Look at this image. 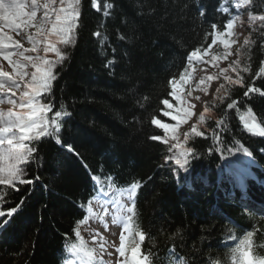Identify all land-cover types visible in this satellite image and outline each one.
<instances>
[{
	"label": "trees",
	"instance_id": "1",
	"mask_svg": "<svg viewBox=\"0 0 264 264\" xmlns=\"http://www.w3.org/2000/svg\"><path fill=\"white\" fill-rule=\"evenodd\" d=\"M105 2L113 4L110 17L104 15ZM239 2L98 0L95 6V0H81L75 41L63 49L68 59L56 66L54 109L47 114L51 119L56 110H63L60 105L71 113L64 118L60 139L74 151L53 138L24 142L36 146L40 163L21 165L31 184L0 185V210L18 209L11 217H0L9 221L0 229V264H65L72 254L88 264L87 256L71 251L79 243L75 231L84 224L80 221L86 220L88 202L101 183L110 182L121 191L132 183L139 185L126 246L144 232L141 251H151V264H174L176 256L188 264H237L231 250L248 232L252 237L247 250L253 259H264V215L252 202L264 203V136L259 134L264 131V96L245 97L244 88L227 85L221 77L216 90L226 85L227 92L215 91L204 105L210 110L202 111L205 121L194 126L204 135L190 132L179 147L164 143L166 132L152 123L166 121L163 101L172 99L171 80L179 79L188 67L191 51L212 46L215 37L210 33L219 28L211 25H226L239 12ZM254 4L243 7L249 23L235 59L243 60L241 68H249L241 73L245 83L264 92L259 75L264 67V21L251 19L264 15V0ZM245 40L255 44L245 45ZM223 95H230L236 107L227 109L230 100L221 102ZM44 96L40 100L47 103ZM247 111L258 123L254 132L243 123ZM221 119L229 131L217 127ZM233 141L251 155L236 151ZM224 145L234 154L214 150ZM186 148L196 155L185 169L175 160ZM251 172L261 178L260 184Z\"/></svg>",
	"mask_w": 264,
	"mask_h": 264
},
{
	"label": "snow or ice",
	"instance_id": "2",
	"mask_svg": "<svg viewBox=\"0 0 264 264\" xmlns=\"http://www.w3.org/2000/svg\"><path fill=\"white\" fill-rule=\"evenodd\" d=\"M81 0H71V2L65 4V0H45L43 4L39 3V0H0V20L4 22V26L0 27V56L12 66V70L5 71L0 68V93L12 95L7 98L6 103L10 105L7 111L0 110V146H7L2 153H0V158H2L6 163L4 167H0V185H8L12 188L16 187V182L20 184H31L33 181L30 179H24L26 175V169L21 167V165L28 164H39L40 158L37 153V148L35 145L29 146L24 143L25 141H35L39 142L43 138H53L55 143L66 147L68 151H74L71 145H64L60 139L61 130L63 127L64 118L71 115L63 105L60 108L63 110H56L51 119L48 118L47 114L53 112L54 104L52 103L54 97L52 95L53 83L57 80L58 74L55 71L57 64H62L68 59L67 53H62L57 47V43L68 46L73 43L72 34L79 26V20L81 16L80 12ZM237 7L246 6L248 8L255 7L254 0H240ZM105 11L104 15L110 17L112 15L111 11L113 9V4L110 2H105L103 5ZM142 7V5H141ZM43 9L42 16L38 19L37 12ZM25 9H28L25 11ZM225 13H229V8L225 7L223 9ZM204 15L203 12L200 13ZM253 21L260 20L264 21V15L251 17ZM235 20L228 19L226 25L222 22L214 23L211 25V29L218 31H213L210 33L215 37L212 40V45L217 42L223 45L225 52L219 53L217 55H210L211 46H206L203 49L196 48L191 51V56L188 57L189 67L184 68L183 74L179 75V83L182 85L190 79V68L193 61H199L202 63L211 62L213 66H216V61L219 59H228L229 56L240 55L239 53L231 52V46L236 43L235 40L230 41L228 37L234 35L233 29ZM122 23L127 24V18H122ZM10 29L14 33L26 34V39L31 44V48L24 49L20 40L14 39L12 35H9L4 31V28ZM227 29L225 31L224 29ZM29 29L35 30V35L29 32ZM23 30V32H22ZM95 35L99 36L100 32H96ZM55 37L56 39H51ZM47 38V39H45ZM125 37L120 36L119 39L123 40ZM260 41L264 42V32L260 34ZM245 45H253L255 41L245 40ZM40 44H46L43 48V52H53L57 59L55 61L49 60L45 56L37 55H26V52L38 53V46ZM260 47L264 48V43L260 44ZM115 51V49H113ZM15 57V59H14ZM208 57V60H205ZM249 59L251 56L249 55ZM109 65L113 64V61L108 62ZM243 63L242 59L232 60L228 67L219 68L215 76L203 77L199 80V84L204 85L206 81H212L213 79H220L221 77L226 82L227 85H239L244 88L243 96L248 97L252 93H259L264 96V92H261L259 87L250 86L245 83V78L241 74L249 72L247 66L241 68L240 65ZM34 69V71H29L28 69ZM194 71V69H191ZM229 72L234 73L229 75ZM255 75V73H253ZM259 75L264 79V67L259 68ZM30 78V79H26ZM23 84V90L22 89ZM172 95L176 99H180V92L178 91V81L177 79L171 80ZM218 93L221 91L227 92L226 85H221L219 89L216 90ZM20 92L19 100L13 99L12 97ZM44 93V99L47 103H42L40 98L41 94ZM191 95V93H189ZM197 100L200 97H196ZM221 102L228 101L225 104L227 109H232L236 107V101L231 99L230 95H223L220 97ZM5 100L0 99V104H4ZM169 109L173 108L174 105L165 99L163 101ZM194 105L189 104L188 109L193 108ZM204 113H209V108H204ZM185 123H187V117L193 115L192 111L186 110ZM164 116H171L172 120H178L179 115H173L170 111H165ZM201 122L205 121V115L201 114L199 116ZM155 125L164 129L165 132H175L176 126L162 123L159 119H154L152 121ZM223 126L222 131L227 132L229 129L226 127V121L221 119L218 121L217 127ZM191 127V133H195L196 136H203V132L197 131L196 127ZM249 131L256 129L257 125L255 123L247 125ZM264 136V131L259 133ZM190 135V134H189ZM189 135L185 136V140L189 138ZM154 140L161 139L160 136H153ZM214 138L219 140L220 144L223 141L220 137L214 133ZM172 139L178 140V137L173 136ZM168 141L165 140V143ZM237 145L236 151H241L251 155L247 148H243L238 145V142L233 141ZM180 146L179 144L177 145ZM216 151H227L229 155L234 154L231 148L227 145L224 147H217ZM264 151V149H261ZM36 154V155H33ZM196 153L192 148H186L181 152L180 156L176 158L175 163L181 168H187L190 157L194 158ZM38 179V177H37ZM110 179V177H109ZM94 181L99 180V177H93ZM139 185L137 183H132L131 187L127 190V196L129 200H133L135 193ZM119 192L120 189H117ZM3 202V196H0V203ZM83 209L84 205H80ZM124 205H121L116 216L113 218L112 222L118 223L120 220L124 221L123 228L125 232H130V222L132 219V214L135 212V203L133 201L132 206L126 207L127 215H121V212L125 211ZM17 207H11L7 212L0 210V217H11L15 212H17ZM87 211L92 213L91 202H88ZM9 221L7 219L0 221V229H3ZM80 223H87L86 220H81ZM75 236L79 239L78 244H73L71 246V251L83 253L89 258V261H93L95 258L99 257V264H112V261H105L103 256L107 253L109 256L114 255V253L108 252L106 247L108 241L103 237L99 239L98 248H89L86 246L85 241L81 237L79 229H76ZM139 240L133 241L131 247L126 246V241L128 237L125 235H119V242H113V247H115V252L118 253V258L115 264H151V251L148 255H143L141 251V243L145 240L144 232L138 233ZM252 233L248 232L241 244L232 249L231 253L233 258L237 261V264H264V259H253L252 253L247 250V247L251 244ZM96 239V236H93ZM243 249V250H242ZM130 252V255L127 253ZM174 264H188L187 261L181 260L179 256H176Z\"/></svg>",
	"mask_w": 264,
	"mask_h": 264
},
{
	"label": "rangeland",
	"instance_id": "3",
	"mask_svg": "<svg viewBox=\"0 0 264 264\" xmlns=\"http://www.w3.org/2000/svg\"><path fill=\"white\" fill-rule=\"evenodd\" d=\"M225 1L226 3L231 4V0H225ZM5 2H8V0H5ZM44 2L45 0H39L40 4H43ZM69 2H71V0H65V4ZM97 2L98 0H95V6H98ZM243 7L244 6L237 7L239 12L233 18V20L236 21L234 24V29H233L234 35L231 37H228L230 41L232 40L236 41V43H233L231 46V52L233 53H236L237 50L241 47L244 34L246 32V27L248 26V23H249L248 21L249 14L247 12H244ZM27 10L28 9H25V11ZM42 14H43V9L41 8L37 12V18L39 19L42 16ZM3 26H4V22L0 20V27H3ZM4 31L7 32L9 35H12L14 39L20 40L24 49L31 48V44L26 39V34L22 35V34L14 33L6 27L4 28ZM28 31L31 32L33 35H35L34 29H29ZM51 39L55 40L56 38L52 37ZM72 39L74 43L75 31L72 34ZM45 46L46 44H40L38 46V53L26 52L25 54L34 55V56L39 54L41 56H45L49 60L55 61L57 59V57L55 56V53L43 52V48ZM57 47L61 50V52H63V49L66 48L65 45H62L59 43H57ZM223 52H225V49L223 45L219 44L218 42L215 45L211 46L210 55H217ZM235 57L236 55L229 56L228 59L221 58L218 61H216V66H213L211 62L205 64V63L194 60L190 68V79L182 85L179 83V79H177L178 91L180 92V99L178 100L175 97H172V99L169 102L172 103L174 107L169 109L166 106L165 111H170L172 112L173 115L178 114L179 119L172 120L171 116H166L167 118L166 121H161L162 123L176 126V131L174 133L171 131L166 132V136L161 139L164 143H165V140L168 141L166 144L170 146L178 145V144L181 146L184 143L185 136L191 132L190 126L194 127L196 125L197 121L199 120V116L202 114L205 103L208 100H210V98H212L219 84V81H220V79H213L212 81H206L204 85H201L199 84V80L209 75L215 76L219 68L228 67L229 63L232 60H234ZM205 60H208V57H205ZM0 68H2L5 71L12 70V66L8 63V61L4 60L2 56H0ZM191 69H194V71H192ZM28 70L34 71V69H31V68H29ZM26 79H30V78H26ZM21 90H23V84H22ZM189 93H191V95H189ZM11 95H12L11 93L9 94L0 93V99L5 100L4 104H0V110H3L6 112L7 109L11 107L10 105L6 103L7 98ZM19 97H20V92H17V94L13 96L12 98L19 100ZM196 97H200V99L197 100ZM189 104L194 105V107L191 109H188ZM186 110H190L193 113L191 117H187V123H185ZM242 120L248 131L249 129L247 125L252 124V123H255L258 128V123L256 121V118L250 111L243 113ZM261 131L263 130H260L259 133ZM173 136L178 137V140L172 139ZM6 147H7L6 145L0 147V153H2ZM5 163L6 162L2 158H0V167H4ZM163 163H166V161H163ZM106 187H107L106 194L108 195V192H111L113 188H111L110 185ZM119 197L123 201H126V195L124 196L123 194H120ZM91 205H92L93 211L92 213H90L87 223L80 228L81 237L88 243L89 246L93 248H98L99 246L98 242L101 237L107 240L108 243L106 247L108 249V252L114 253V255L109 256L107 253H105L103 256V259L105 261H112V264H115L116 259L118 258V253L115 252V247H113V242H116L118 244L119 235H125V231L119 232V229L121 227L119 222L115 224L112 222L113 213L114 212L117 213L118 208L115 207L113 208V210H111L110 208H107L109 212L106 214H103L101 212L105 205H102L100 203H92ZM121 215H127L126 211L121 212ZM94 235L96 236V239H93Z\"/></svg>",
	"mask_w": 264,
	"mask_h": 264
},
{
	"label": "bare ground",
	"instance_id": "4",
	"mask_svg": "<svg viewBox=\"0 0 264 264\" xmlns=\"http://www.w3.org/2000/svg\"><path fill=\"white\" fill-rule=\"evenodd\" d=\"M97 3H98V2H97ZM104 177H105V176H104ZM104 179H105V178H104ZM104 179H103V180H104ZM260 182H261V180H260Z\"/></svg>",
	"mask_w": 264,
	"mask_h": 264
}]
</instances>
